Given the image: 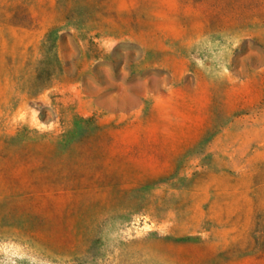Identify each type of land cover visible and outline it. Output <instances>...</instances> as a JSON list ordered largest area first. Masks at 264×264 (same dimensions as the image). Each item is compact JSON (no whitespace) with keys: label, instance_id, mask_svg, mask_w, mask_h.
<instances>
[{"label":"rangeland","instance_id":"374dc122","mask_svg":"<svg viewBox=\"0 0 264 264\" xmlns=\"http://www.w3.org/2000/svg\"><path fill=\"white\" fill-rule=\"evenodd\" d=\"M0 264H264V0H0Z\"/></svg>","mask_w":264,"mask_h":264}]
</instances>
